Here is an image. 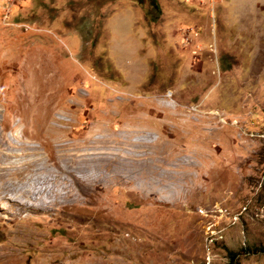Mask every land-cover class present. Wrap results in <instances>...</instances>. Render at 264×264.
I'll return each instance as SVG.
<instances>
[{
    "label": "rangeland",
    "instance_id": "rangeland-1",
    "mask_svg": "<svg viewBox=\"0 0 264 264\" xmlns=\"http://www.w3.org/2000/svg\"><path fill=\"white\" fill-rule=\"evenodd\" d=\"M0 264H264V0H0Z\"/></svg>",
    "mask_w": 264,
    "mask_h": 264
},
{
    "label": "bare ground",
    "instance_id": "bare-ground-1",
    "mask_svg": "<svg viewBox=\"0 0 264 264\" xmlns=\"http://www.w3.org/2000/svg\"><path fill=\"white\" fill-rule=\"evenodd\" d=\"M67 167H68V165H67ZM74 169H75V168H74ZM77 170H79V169L77 168L76 171H77ZM70 173H71V172H70ZM70 173H69V174H70ZM84 180H85V181H84V184H85L84 189H85V188L87 189V186H86V180H87V178H85ZM79 181H80L81 184H82V181H83V180H79ZM43 184H44V183H43ZM41 192H42V191H41ZM41 192H40V193H41ZM6 193H7V192H6ZM40 193L35 194L36 196H33V197H35V198H31V199H32V200H40L41 197L37 196V195H39ZM51 194L54 195V191H53ZM3 196H4V197H7V194L4 193ZM27 196H28V195H27ZM57 196H58V195H57ZM59 196H60V195H59ZM37 197H38V198H37ZM60 197H61V196H60ZM40 201H41V200H40ZM25 202H26V201H25ZM41 203H42V202H41ZM27 205H28V204H27ZM47 205H48V204H47ZM50 205H51V204H50ZM41 206H42V205H41ZM37 207H38V206H37ZM44 207H46V206L44 205ZM39 208H40V207H39ZM42 208H43V207H42Z\"/></svg>",
    "mask_w": 264,
    "mask_h": 264
},
{
    "label": "built area",
    "instance_id": "built-area-1",
    "mask_svg": "<svg viewBox=\"0 0 264 264\" xmlns=\"http://www.w3.org/2000/svg\"><path fill=\"white\" fill-rule=\"evenodd\" d=\"M218 213H219V216L222 215V212H221L220 210H218ZM231 219H232V220H235V216H233ZM213 235H215V234H213ZM214 238H215V237H214ZM218 238L220 239L221 237L218 236ZM218 238H216V239H218ZM212 239H213V237H210V236H209V240L211 241Z\"/></svg>",
    "mask_w": 264,
    "mask_h": 264
}]
</instances>
